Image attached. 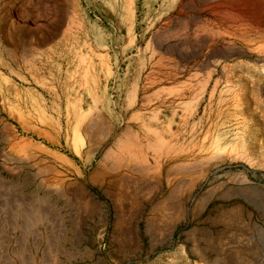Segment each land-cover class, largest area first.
<instances>
[{"label":"rangeland","instance_id":"rangeland-1","mask_svg":"<svg viewBox=\"0 0 264 264\" xmlns=\"http://www.w3.org/2000/svg\"><path fill=\"white\" fill-rule=\"evenodd\" d=\"M0 264H264V0H0Z\"/></svg>","mask_w":264,"mask_h":264},{"label":"bare ground","instance_id":"bare-ground-1","mask_svg":"<svg viewBox=\"0 0 264 264\" xmlns=\"http://www.w3.org/2000/svg\"><path fill=\"white\" fill-rule=\"evenodd\" d=\"M28 1H29V3H33L34 0H28ZM76 125H77V124H76ZM76 128H77V127H76ZM76 128H75V130L78 131V129H76ZM78 137H79V135H78ZM14 142H15V141H14ZM17 142H18V141H17ZM17 142H16V143H17ZM19 142H20V141H19ZM16 143H14V147L17 146V145H15ZM24 143H25V141H24ZM17 144H18V143H17ZM20 144H21V143H20ZM25 145H26V144H25ZM77 151H78V150H77ZM80 153H81V152L79 151V152H78V155H79ZM210 156H211V155H210ZM206 157H207V156H206ZM208 159H209V158H208ZM203 161H204V160H203ZM208 161H209V160H208ZM194 164H195V163H194ZM196 164H197V161H196ZM201 164L203 165V162H201ZM204 164H205V163H204ZM206 165H207V164H206ZM186 166H187V165H186ZM178 167H179V166H178ZM193 167H195V166H193ZM197 167H198V166H197ZM176 168H177V167H176ZM181 168H182V167H181ZM193 170H194V168H193ZM200 170H201V169H200ZM204 172H205V171H204ZM191 173H192V172H191ZM167 174H168V173H167ZM201 174H202V173H201ZM203 174H204V173H203ZM198 175H199V174H198ZM204 175H205V174H204ZM204 175H203V176H204ZM195 177H196V176H195ZM57 178H58V177H57ZM197 178H198V176H197ZM64 179H66V178H64ZM103 179H104V178H103ZM186 179H187V178H186ZM59 180H60V179H59ZM61 181H64V180L62 179V180H60V182H61ZM95 181H96V179H95ZM196 181H197V180H196ZM58 184H60V183H58ZM58 184H57V185H58ZM68 184H69V183H68ZM193 184H194V183H193ZM55 185H56V183H55ZM70 185H72V184H70ZM65 188H66V187H65ZM192 188H194V187H192ZM186 189H189V188H186ZM190 190H191V189H190ZM172 194H173V193H172ZM172 194H171V195H172ZM171 195H170V196H171ZM203 198H204V197H203ZM208 198H209V197H208ZM198 203H199V202H198ZM200 205H201V204H200ZM38 207H39V206H38ZM179 208H180V207H179ZM38 210H39V209H38ZM179 210H180V209H179ZM24 213H25V212H24ZM27 213H28V212H27ZM25 214H26V213H25ZM28 222H29V221H28ZM257 229H258V228H256L255 230H257Z\"/></svg>","mask_w":264,"mask_h":264}]
</instances>
